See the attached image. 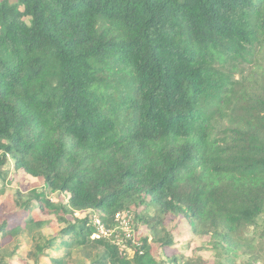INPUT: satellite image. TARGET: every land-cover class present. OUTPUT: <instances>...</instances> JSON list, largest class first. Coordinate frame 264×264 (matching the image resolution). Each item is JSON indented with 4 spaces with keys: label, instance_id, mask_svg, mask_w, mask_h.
Returning a JSON list of instances; mask_svg holds the SVG:
<instances>
[{
    "label": "trees",
    "instance_id": "obj_1",
    "mask_svg": "<svg viewBox=\"0 0 264 264\" xmlns=\"http://www.w3.org/2000/svg\"><path fill=\"white\" fill-rule=\"evenodd\" d=\"M258 48L264 0H0V181L13 160L69 195L17 194L10 214L26 215L2 218L0 250L27 234L34 264H70L74 247L95 248L92 264H164L153 246L170 233L127 259L76 217L110 227L153 204V231L179 215L210 239L205 264H264V91L228 68Z\"/></svg>",
    "mask_w": 264,
    "mask_h": 264
},
{
    "label": "rangeland",
    "instance_id": "obj_2",
    "mask_svg": "<svg viewBox=\"0 0 264 264\" xmlns=\"http://www.w3.org/2000/svg\"><path fill=\"white\" fill-rule=\"evenodd\" d=\"M235 66V68H233ZM232 68L233 79L242 83V87L250 91L259 92L264 91V49H256L254 56L249 57L247 61H237L234 65L228 66ZM241 91V88H240ZM5 179L2 183L0 181V223L2 218H9L10 222L18 223L20 220L17 215H26L21 212H13L11 209L16 205L15 197L17 194L24 195L26 199H35L37 196L49 199L51 202L61 204H68L69 195L59 192H50L45 187L42 180L33 178L23 171L15 169V162L13 160L4 168ZM150 204V200H146ZM130 210V211H128ZM125 210V214L121 217L120 222L115 221L110 224V229H114V238H104L111 241L112 244L118 247L120 254L127 259H132L134 256V247L141 244L144 239L149 243L153 241L156 234L161 237L166 236V233L171 235L172 245L166 248L159 249L158 246H153L154 255L159 263L164 264H205L213 260L214 253L211 251L209 238L199 236L194 233L192 226L187 219L179 215H169L162 220V225L157 228L158 232L153 231L155 222L151 218L157 215L156 205H141L133 204L132 207ZM19 211V210H18ZM127 211V212H126ZM9 212V213H8ZM6 216H3L5 215ZM62 214V213H61ZM63 215V214H62ZM137 216V218H136ZM35 217L40 215L35 212ZM76 217L80 219L88 218L93 223L96 219L103 222L102 214L97 211H88L86 213H76ZM149 221L150 223H147ZM105 224V223H104ZM127 224L131 232V237L135 235L128 245V237L124 225ZM106 225V224H105ZM260 225L264 226V218L260 221ZM54 229L46 230L42 233V237L48 239L57 230L55 223L52 224ZM163 228L165 231L163 232ZM56 230V231H55ZM254 232V229H251ZM18 239L13 241L5 240L2 243L0 250V258L7 260H14L18 264H34L36 259L31 260V255L34 254V245L31 238L27 234H21ZM120 236H124L122 239ZM127 240V241H126ZM11 243V244H10ZM98 251L92 247H74L72 250L73 261L70 264H92L97 260ZM263 255V254H261ZM37 257V256H35ZM41 261V258H39ZM244 258L239 256L236 264H241ZM175 261L177 263H175ZM14 262V263H15ZM49 263L48 259H42L40 264Z\"/></svg>",
    "mask_w": 264,
    "mask_h": 264
},
{
    "label": "built area",
    "instance_id": "obj_3",
    "mask_svg": "<svg viewBox=\"0 0 264 264\" xmlns=\"http://www.w3.org/2000/svg\"><path fill=\"white\" fill-rule=\"evenodd\" d=\"M127 212V211H126ZM125 214V212H122V213H119L117 214V216L115 217V221L117 222H120L121 220V217ZM93 224L97 227L98 229V232L93 235L92 238L94 239H99L100 237L101 238H114L116 235L114 234L115 230L112 228H108L105 226V224L100 220V219H96ZM124 228L127 229L125 230L124 234L126 233L127 237L129 238L128 239V243L131 242L133 240V238L135 237V235H133V237H131V232L128 225L125 224L124 225ZM122 239H124V236H120ZM127 241V240H126ZM127 243V244H128ZM132 243V242H131Z\"/></svg>",
    "mask_w": 264,
    "mask_h": 264
}]
</instances>
